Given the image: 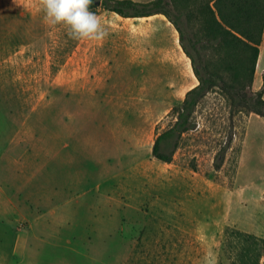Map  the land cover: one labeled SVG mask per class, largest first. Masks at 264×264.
Instances as JSON below:
<instances>
[{"label": "rangeland", "instance_id": "obj_1", "mask_svg": "<svg viewBox=\"0 0 264 264\" xmlns=\"http://www.w3.org/2000/svg\"><path fill=\"white\" fill-rule=\"evenodd\" d=\"M176 1L187 37L206 45L208 0ZM92 12L102 41L50 24L42 0H0V264H236L234 244L257 262L264 237L228 216L264 227V158L240 168L247 114L216 89L160 161L157 135L199 83L192 59L164 14ZM229 52L207 49L215 66L251 59ZM227 227L253 237L228 244Z\"/></svg>", "mask_w": 264, "mask_h": 264}, {"label": "trees", "instance_id": "obj_2", "mask_svg": "<svg viewBox=\"0 0 264 264\" xmlns=\"http://www.w3.org/2000/svg\"><path fill=\"white\" fill-rule=\"evenodd\" d=\"M98 1L100 0H94V3L90 5V11H95L99 7ZM101 3V7L124 18L164 14L179 31L181 45L188 57L192 59L199 83L189 90L184 101L174 108L177 113L174 124L157 135L153 147V154L157 159L166 163L172 162L173 155L180 147L184 135L197 128L194 117L197 107L209 93L216 89L226 94L230 101L231 114L239 111L247 115L256 113L264 117V83L260 90L254 89L255 68H257L264 36V0H208L205 4V14L209 32L206 45L203 44L200 47H197V43L187 37L183 24L184 13L176 9V0H152L150 2L102 0ZM189 15H186L187 19ZM215 45L224 54H228V57H230L229 51L238 45L243 51L244 58L248 59L251 55V59L249 58V62L242 67L237 65L235 67L228 62L229 59L225 56L227 65L215 66L207 54L208 47ZM196 54L200 58V63L197 61ZM234 68L238 70L234 72ZM225 151L216 156V167L218 168L221 167V161L225 159ZM225 236L228 244L232 239L231 245L235 237L240 242L253 237L252 234L232 227H227ZM261 241L263 255H257V262L252 257L256 249H247L244 245L234 244L233 246L237 249L238 263L236 264H261L264 256V239Z\"/></svg>", "mask_w": 264, "mask_h": 264}, {"label": "clouds", "instance_id": "obj_3", "mask_svg": "<svg viewBox=\"0 0 264 264\" xmlns=\"http://www.w3.org/2000/svg\"><path fill=\"white\" fill-rule=\"evenodd\" d=\"M93 3L94 0H42L50 24L66 25L73 39L102 41L108 33L97 15L90 11Z\"/></svg>", "mask_w": 264, "mask_h": 264}, {"label": "crops", "instance_id": "obj_4", "mask_svg": "<svg viewBox=\"0 0 264 264\" xmlns=\"http://www.w3.org/2000/svg\"><path fill=\"white\" fill-rule=\"evenodd\" d=\"M262 40L263 42L260 47V56L258 59L257 68H255L256 69V76H255V81H254L255 90H260L264 83L263 81L264 36ZM247 117H248V122H247V127L245 130L244 139H243V149H242L241 156H239L240 157V168L243 166V163L245 162L246 173H247V169H248L249 161H250L249 156L258 154L259 157L264 158V129L259 128V127L264 128V122H262L264 121V117L256 113H250L249 115H247ZM254 166L255 165H253L251 161V167H254ZM262 195H264V191H262ZM247 213H248V210H246L244 214H247ZM228 216L230 220L229 223L236 225L238 228H242L244 230L249 229L256 235L264 237V227L261 230H258L257 224L256 226H247V224L244 223L241 219H238L237 214L231 213Z\"/></svg>", "mask_w": 264, "mask_h": 264}, {"label": "water", "instance_id": "obj_5", "mask_svg": "<svg viewBox=\"0 0 264 264\" xmlns=\"http://www.w3.org/2000/svg\"><path fill=\"white\" fill-rule=\"evenodd\" d=\"M98 4H99V5H102L101 1H98Z\"/></svg>", "mask_w": 264, "mask_h": 264}]
</instances>
